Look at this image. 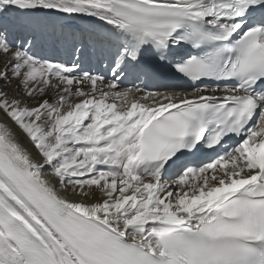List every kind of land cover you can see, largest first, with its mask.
<instances>
[{"label": "bare ground", "instance_id": "6f19581e", "mask_svg": "<svg viewBox=\"0 0 264 264\" xmlns=\"http://www.w3.org/2000/svg\"><path fill=\"white\" fill-rule=\"evenodd\" d=\"M120 7L119 0H0V204L27 220L57 252L59 264L77 261L69 233L22 189L17 169L31 172L70 209L67 215L90 221L95 236L114 242L106 228L147 249L160 236L212 221L226 194L260 176L249 157H236L187 183L140 161L142 126L192 96L164 89L136 64V46L121 32L114 12ZM29 48L51 63L95 60L111 77L99 69L105 81L59 78L50 65L31 59ZM62 248L66 253L58 252ZM0 264H26L1 226Z\"/></svg>", "mask_w": 264, "mask_h": 264}, {"label": "rangeland", "instance_id": "374dc122", "mask_svg": "<svg viewBox=\"0 0 264 264\" xmlns=\"http://www.w3.org/2000/svg\"><path fill=\"white\" fill-rule=\"evenodd\" d=\"M43 140H44V139H43ZM54 157H55V156H54ZM57 159H58V161H59V158H56V159H54L52 162H56ZM53 164H55V163H53Z\"/></svg>", "mask_w": 264, "mask_h": 264}]
</instances>
